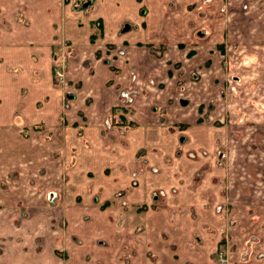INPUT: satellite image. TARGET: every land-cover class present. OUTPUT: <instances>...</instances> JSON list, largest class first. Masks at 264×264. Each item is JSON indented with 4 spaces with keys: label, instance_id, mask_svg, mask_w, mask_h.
<instances>
[{
    "label": "crops",
    "instance_id": "crops-1",
    "mask_svg": "<svg viewBox=\"0 0 264 264\" xmlns=\"http://www.w3.org/2000/svg\"><path fill=\"white\" fill-rule=\"evenodd\" d=\"M86 1L88 6L80 8L79 2ZM203 7L210 14L206 15L211 22L207 27L214 32L207 42L197 38L203 22L196 19V8L202 15ZM253 8L261 9L258 17L264 27V0H0V59L17 60L25 75L32 76L38 70L48 77L53 74L58 52L66 55V51H73L68 74L69 79L83 83L77 112L81 110L85 116L68 115L67 123L74 128L67 129V140L59 141L60 148L65 145V154L79 161L77 176L73 177L72 168L67 178L71 200L62 212L73 240L65 230L50 232L47 226H40L43 216L35 213L22 247L18 243L22 227H11L9 238L17 231L18 237L7 239L4 264H61L66 253L72 254L67 264H220L217 256L222 249L230 264H264V166L257 167L260 172L248 162L238 143L242 131L231 128L242 116H231L226 129L210 123L169 129L182 113L172 102V90H160L161 81L145 79L142 68L143 75L134 84L140 96L128 99V104L121 102L117 96L122 75L102 61L108 55H99L107 51L106 44H131L130 60L140 67V60L155 58L149 54L150 48L144 53L145 47L140 52L132 44H189L185 52L195 49L200 58L216 60L215 80L210 85L217 89L214 81L223 82L230 66L219 64L223 56L216 42L235 43L231 38L227 41L229 29L225 28L235 15L243 20ZM139 12H145V17ZM222 12L229 13L227 23ZM126 23L130 30L123 29ZM83 60L90 61L89 65ZM202 75L197 84L207 79L206 71ZM115 106L128 110L131 123L121 124L120 113H112ZM0 116L2 121L8 119L3 111ZM192 117L181 121L193 122L198 119L197 112ZM105 122L104 129L101 124ZM258 123L255 135H263V146L257 153H264V123ZM1 132L6 146L14 135L9 129ZM59 132L63 134V127ZM88 142L94 146H86ZM228 143L229 152L221 149ZM37 149L42 152V148ZM7 150L3 148L6 159ZM7 165L3 163V167ZM53 186L48 188L50 203L57 198ZM11 196L15 194L7 198ZM106 201L112 203L104 205ZM40 235L47 239L53 236L48 250L38 251ZM60 246L66 250L64 254L58 251ZM88 253H92V260Z\"/></svg>",
    "mask_w": 264,
    "mask_h": 264
},
{
    "label": "rangeland",
    "instance_id": "rangeland-1",
    "mask_svg": "<svg viewBox=\"0 0 264 264\" xmlns=\"http://www.w3.org/2000/svg\"><path fill=\"white\" fill-rule=\"evenodd\" d=\"M79 3V7L83 8L82 2ZM201 10L203 11L202 15L199 14V10L196 8L195 17L203 22V26L197 31V35L200 34L201 36L198 35L197 38H201V42H207L206 40L213 38L212 34L214 32L210 33L207 27L211 25V22L208 21L206 15L210 14L206 13L205 7ZM240 12L244 14L243 10H240ZM260 14V8H253L244 14L246 16L243 17V20L235 15L233 23L227 25L224 30L228 31L229 29L227 41L233 39L231 41L235 43L216 42L217 51L223 56L222 62H219V64L223 65L224 68L230 66L224 73L223 82L222 79L214 81L215 85L218 83L217 89L210 85L211 81L215 80L213 72L216 60L213 58H200L195 49L185 52L184 50L189 44L168 42L132 44L136 48L138 47L140 52H143L140 48L145 47L144 53H147V47L150 48L149 54L155 58L149 60V62H145L143 59L140 60V67L133 66V62L130 60L132 52H130L129 46L131 44L129 46L128 44H106L107 51L101 52L99 55H108L109 57L102 58V61L105 62L106 60L109 63V68L111 67L114 73L117 70V73L122 75V84L118 85L117 96L121 102L128 104V99H135V96H140L141 92L138 88H135L134 84H137L139 76L142 77L143 73L140 71L142 68L145 69V79L148 78L151 83L161 81L159 83V86L162 87L159 88L160 90H167L168 88L172 90V102L178 106H176V109H180L182 113L178 116L179 121L169 124V129H180L183 126H190L195 123L223 125L226 129V124H229L231 116H242L240 119H235L231 128L242 131L240 135L242 138L238 141L240 148L246 155L248 162L257 168L260 165L264 166V153H257V148L263 146V135H255V127L259 124L258 122L264 123V27L259 21L258 15ZM139 15L145 17L146 13L139 12ZM221 16L224 17L223 21L225 20V23H227L229 13L224 12L223 14L222 12ZM212 23H214L213 20ZM123 29L130 30L131 26L126 23ZM218 29L221 31L222 27H218ZM228 38L231 39L228 40ZM193 45L199 44L195 43ZM72 53L71 50L66 51L63 64L61 66L58 63L55 64L53 74L48 75V77L39 74L38 70L32 76L25 75L21 72L19 67L21 65L17 63V60L7 59L3 61V59H0V113L3 111L8 116V119L4 118L5 121H2V118L0 119V127L2 126L0 128V264H4L2 253L7 247V239L18 237L17 231L9 238L11 227H22L21 241H18L22 247L25 245L23 241L27 238L29 228L32 227L31 221L35 213L43 216L40 226H47L50 232L53 229L62 230L63 232L65 230L68 238L73 240V235L68 233V220L63 218L62 212L69 206V200H71L69 188L66 186L67 178L71 176L70 171L72 168L73 177L77 176L78 173H75V168L79 161H77L76 156L70 157V155L65 154V145L63 148L59 146V141H65L69 136L67 129L74 128L67 123V116L71 114L84 116L81 110L78 111L79 113L77 112V103L81 100L79 94H81L83 83L82 81H76L71 77L72 75L69 79L68 74V58ZM60 54L61 52H58V55ZM99 55H97V58ZM83 63L89 65L90 61L83 60ZM128 63L129 66L126 65ZM202 63L204 64L201 66ZM150 65H153V68ZM125 66L126 70L124 71ZM55 70L59 72L57 74L59 81L57 82H55ZM204 71L208 74L207 79H205L204 84H197L196 82L203 78L202 72ZM124 72H128L129 75ZM54 74L55 76H53ZM110 81L108 84H110ZM191 84L195 85L194 88L188 89ZM198 88L204 89L200 90ZM203 92L206 93L201 97ZM89 97L93 98L91 95ZM181 99H186L187 104L181 105ZM87 100L91 101L90 99ZM83 103L85 104V102ZM42 112L46 114V117L40 119L39 115ZM193 112H197L198 119L193 122L181 121L186 120V118H193ZM110 117V120H107L112 123L113 117ZM6 119L9 120V123L6 122ZM106 125V122L102 123L101 127L104 128ZM60 127H63L62 135L59 132ZM77 127L80 128V125ZM6 129H9L14 136L8 138L9 143L5 146L2 139L4 132L1 131ZM73 131L76 133V129ZM78 133V136L82 137L81 132ZM88 145L90 147L94 146L91 142L86 144V146ZM4 146L8 148L9 155H7V159L4 155L6 151H3ZM55 146H57V149H55ZM37 147L42 148V152ZM229 148L230 143L221 147L223 150H228L227 152H229ZM36 152L39 153V156L37 154L35 156ZM71 158H73L72 162ZM3 163L8 165L3 167ZM61 165H63V168H61ZM259 171L261 172V170ZM60 175L61 177H59ZM60 178L62 179L58 180ZM57 180L58 182L54 184L53 182ZM59 181H61L60 185ZM50 184L54 185L52 189L56 192L54 194H57L56 200L52 203H50L48 197ZM13 194H15V197L7 198ZM80 197L77 198L79 202L77 205H80ZM109 202L112 203V201ZM39 209L41 214L38 213ZM83 220L86 221L85 218ZM76 222L74 220V226H77ZM8 227H10L9 231L6 229ZM88 229L84 232L86 235ZM49 238L53 239V236L51 235ZM49 238L47 239L44 235L37 238L38 251L48 250ZM57 238H59V235ZM42 239L45 241L42 242ZM78 240L81 243V240ZM15 241L17 240L15 239ZM65 243V241L62 242L63 245ZM59 248V252L63 254L66 252L62 246ZM108 249L105 250L110 251ZM223 251L227 253L222 249L220 257L226 255ZM103 253L106 252L103 251ZM71 255L67 256L66 253V255L61 256V264H67ZM87 256L92 260V253H88ZM217 260L222 264L218 256ZM227 264H230L229 258Z\"/></svg>",
    "mask_w": 264,
    "mask_h": 264
},
{
    "label": "trees",
    "instance_id": "trees-1",
    "mask_svg": "<svg viewBox=\"0 0 264 264\" xmlns=\"http://www.w3.org/2000/svg\"><path fill=\"white\" fill-rule=\"evenodd\" d=\"M118 111V113H120V118H121V124H126V123H131L129 120H128V118H127V109L126 108H124L123 106H115L114 108H113V114H114V112H117ZM124 113H126V114H124ZM120 124V125H121ZM107 203H110V202H105V204H107Z\"/></svg>",
    "mask_w": 264,
    "mask_h": 264
},
{
    "label": "built area",
    "instance_id": "built-area-1",
    "mask_svg": "<svg viewBox=\"0 0 264 264\" xmlns=\"http://www.w3.org/2000/svg\"><path fill=\"white\" fill-rule=\"evenodd\" d=\"M55 71H56V70H55ZM57 74H59L58 70L56 71V76L58 77ZM58 78H59V77H58ZM220 252H221V251H219L218 259H221L220 262H221L222 264H227V262H228V256H227V254L223 251L226 255L220 257ZM222 257H223V258H222Z\"/></svg>",
    "mask_w": 264,
    "mask_h": 264
},
{
    "label": "water",
    "instance_id": "water-1",
    "mask_svg": "<svg viewBox=\"0 0 264 264\" xmlns=\"http://www.w3.org/2000/svg\"><path fill=\"white\" fill-rule=\"evenodd\" d=\"M181 104H182V105L187 104V100H186V99H181Z\"/></svg>",
    "mask_w": 264,
    "mask_h": 264
}]
</instances>
